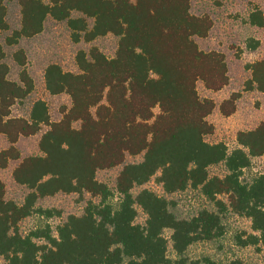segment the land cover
I'll use <instances>...</instances> for the list:
<instances>
[{
    "label": "trees",
    "instance_id": "obj_1",
    "mask_svg": "<svg viewBox=\"0 0 264 264\" xmlns=\"http://www.w3.org/2000/svg\"><path fill=\"white\" fill-rule=\"evenodd\" d=\"M193 1L20 0L21 28L7 39L10 46L41 34L48 18L67 22L75 43L108 35L119 42L113 58L97 47L80 51L78 73L48 66V92L71 100L56 123L42 100L33 104L29 119L11 117L34 82L25 70L20 82L9 80L0 46V134L11 144L0 154V167L21 159L15 144L22 137L48 128L39 143L41 154L23 159L14 170L16 183L28 190L22 204L6 199L0 179V255L6 264H188L192 245L224 234L229 212L251 222L253 234L240 241L243 246L264 245V168L245 177L254 159L264 160V124L239 132L233 150L224 142H209L215 127L208 119L216 103L199 95L198 83L223 90L230 82L229 67L223 53L199 48L195 39L207 38L213 21L194 15ZM249 23L264 29V12L253 10ZM8 30L0 0V33ZM15 60L25 67L23 51ZM248 70L247 90L264 93V60ZM236 100L222 103L224 116L236 112ZM128 157L142 160L128 163ZM118 167L115 206L113 191L97 174ZM213 167H223L225 174L213 176ZM153 179L163 194L144 188ZM188 191L199 192L209 206L182 219L169 197ZM61 193L90 196L83 214L68 216L56 235L50 224L23 234L22 221L36 214L52 218L56 212L38 202ZM140 211L143 223L137 222ZM170 243L175 259L168 254Z\"/></svg>",
    "mask_w": 264,
    "mask_h": 264
},
{
    "label": "rangeland",
    "instance_id": "obj_2",
    "mask_svg": "<svg viewBox=\"0 0 264 264\" xmlns=\"http://www.w3.org/2000/svg\"><path fill=\"white\" fill-rule=\"evenodd\" d=\"M6 8V21L8 31L0 33V46L4 53L3 62L10 68L9 80L20 82L21 73L25 70L33 79L34 90L24 100L16 102L12 108V118L29 119L32 106L36 101H45L49 108L51 122H59L63 117V111L71 106L68 95H51L46 88L45 72L52 64L60 65L64 71L78 73L76 56L80 51L89 52L92 47H97L108 58H113L118 49L119 39L113 35L100 37L92 43H75L67 22H59L48 18L44 31L29 39H22L17 45L10 46L7 39L21 28L22 11L20 0H2ZM255 9L264 12V0H196L192 2L191 12L196 16H209L213 21V28L207 38H196L199 48L204 52L217 51L225 55L229 67L230 82L227 87L219 92H213L198 83V92L202 98L212 99L216 103V109L209 117V122L215 127L214 134L208 138L209 142H224L229 149L236 148V137L241 131H251L264 124V93L249 91L248 83L251 80V72L248 65L264 60V29L253 27L249 23V16ZM75 17L78 15L75 14ZM258 43L256 50H251L250 45ZM23 51L26 56L25 67L20 66L15 60V54ZM233 96H237L235 102L236 112L229 118L220 115L222 103ZM158 113V110L155 111ZM48 130L45 127L39 134L32 137H22L15 147L21 155L20 160H11L8 167H0V179L5 184L6 199L22 204L28 190L16 183L13 173L19 163L30 156L40 155L39 143L43 134ZM11 148L6 136L0 134V154ZM142 157H128L127 162H138ZM264 160H253L252 167L245 171V177H252L263 171ZM122 170L118 167L111 170L100 171L97 179L108 185L113 191V204L120 201L117 192V178ZM213 176H223V167L211 168ZM158 194L162 193V187L157 179H153L144 186ZM137 189L136 191H139ZM90 196L78 194H58L40 200L38 207L43 209H55L54 216L47 218L44 215H33L22 221L19 225L23 234L29 233L38 227L50 224L54 234L70 215H82L86 201ZM176 203L175 213L179 218H190L202 208L209 206V202L197 191L175 194L169 197ZM145 221V215L139 212L138 223ZM223 224L225 232L222 236L209 241L198 242L192 245L186 252L188 264H208L207 260L215 264H264V245L243 246L240 241H246L253 234L251 222L248 219L236 216L233 213L224 215ZM167 239L171 238V231H166ZM169 256L175 259L176 254L172 244H169ZM0 264H6L0 255Z\"/></svg>",
    "mask_w": 264,
    "mask_h": 264
},
{
    "label": "crops",
    "instance_id": "obj_3",
    "mask_svg": "<svg viewBox=\"0 0 264 264\" xmlns=\"http://www.w3.org/2000/svg\"><path fill=\"white\" fill-rule=\"evenodd\" d=\"M219 113H220V115L222 116V117H224V118H229V117H231V116H228V117H226V116H224L222 113H221V110H219Z\"/></svg>",
    "mask_w": 264,
    "mask_h": 264
}]
</instances>
